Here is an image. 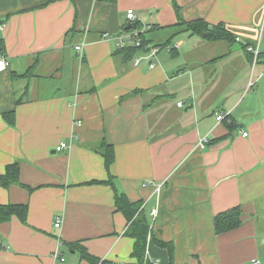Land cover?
<instances>
[{
  "label": "crops",
  "instance_id": "obj_1",
  "mask_svg": "<svg viewBox=\"0 0 264 264\" xmlns=\"http://www.w3.org/2000/svg\"><path fill=\"white\" fill-rule=\"evenodd\" d=\"M175 6L185 21L224 24L238 48L185 32L171 40V58L158 54L148 69L103 38L124 31L133 10V24L162 43ZM0 44V175L19 166V183L0 186V205H27L26 224L0 223V264H55V252L89 264L69 249L75 242L100 261L134 262L112 189L88 184L107 179L102 141L113 146L118 192L149 220V261L169 263L162 241L176 264L264 262V0H0ZM245 45L258 49L256 64ZM29 68L32 76L13 78ZM10 111L13 125L3 118ZM60 143L68 147L57 151ZM237 206L240 226L215 234L214 217Z\"/></svg>",
  "mask_w": 264,
  "mask_h": 264
},
{
  "label": "trees",
  "instance_id": "obj_2",
  "mask_svg": "<svg viewBox=\"0 0 264 264\" xmlns=\"http://www.w3.org/2000/svg\"><path fill=\"white\" fill-rule=\"evenodd\" d=\"M104 3L114 4L117 0H99ZM175 13L177 16L176 24L164 28L168 29L169 34L168 37L162 42L155 44L154 47L158 49L168 47L170 40L181 33H189L191 36H197L206 42L214 43L217 41H228L231 44H234L236 39L232 32L227 30L224 27V24H216L210 25L203 19H197L194 21H185L180 16V8L175 6ZM127 25L124 27V31H129L132 29H138V25L131 24V28L127 29ZM153 30V28H151ZM150 31V30H149ZM147 32H140L138 35L140 36L141 48L137 47H127L124 50H118L116 55H119L124 62H131L133 57L136 55L137 52L144 50L149 44L150 39L146 38ZM249 46V45H248ZM248 46H242V49L247 57L248 63L253 62V54L247 51ZM172 50H170L171 52ZM0 56L2 57V47L0 44ZM259 58V55H258ZM216 60V59H215ZM83 58L80 60L82 63ZM258 61V59H257ZM31 69H27V71L22 75L13 74V78H27L32 76ZM181 71V70H180ZM138 93H142L143 90H136ZM166 99H170L171 96H164ZM154 102V101H153ZM149 105H145L144 107L147 108ZM4 120L10 124H14V111H10L3 114ZM231 126L228 128L231 129ZM97 152L103 158L104 167L107 172V179L103 181H91L88 184H104L109 186L113 193H114V207L117 211L121 212L127 223V230L125 231V235L131 238L133 243V250L131 253V258L134 260L132 263L128 264H145L147 263L146 257V248H147V240L148 236L151 237V228L150 223L147 218V215L141 209V203H133L130 202L127 197L123 194L118 192L116 185L114 183V177L109 173L110 166L114 161V152L113 146L107 144L106 142H101ZM19 183V166L17 163L10 164L6 166L4 174L0 175V186L3 188H7L10 185ZM12 217H16L22 224H26V217H27V205L26 204H8V205H0V223H6L12 219ZM242 222V213L240 208L234 207L229 210H226L222 213L217 214L213 219V226L215 234H222L227 231H230L234 228L240 226ZM157 245L166 249L168 251L170 261L168 264H176L172 260L173 255V247L170 243H165L162 241H156ZM70 250L78 251L80 255V259L83 261L88 262L89 264H113L108 261H100L97 258L91 256L86 249L80 244V242H75L70 244Z\"/></svg>",
  "mask_w": 264,
  "mask_h": 264
},
{
  "label": "built area",
  "instance_id": "obj_3",
  "mask_svg": "<svg viewBox=\"0 0 264 264\" xmlns=\"http://www.w3.org/2000/svg\"><path fill=\"white\" fill-rule=\"evenodd\" d=\"M126 19L128 21V24H132L135 21V16H134V12L133 10H128L127 14H126ZM143 32L141 30L138 29H132L129 31H122L121 33L116 34L115 36L111 35V34H104L103 38L104 39H113L115 41V44L117 46V48L119 50H124L127 47H137V48H141V38L138 35V33ZM237 40V39H236ZM167 49H169V47H166ZM74 51L79 54L81 56V52H82V45H76L74 46ZM143 56H136L133 58L132 60V64L133 66L137 67L139 66L142 62H146L148 64V69H153L156 67L157 65V55L160 51V49H158L157 47L148 45L144 50H141ZM247 51L251 52L253 54V62L252 64H256L257 63V59H258V49L248 46L247 47ZM8 66V61L5 57H0V72L5 70ZM182 105V103L177 102L176 106L178 108H180ZM222 119V116L219 115L216 117L217 121H220ZM81 122L80 121H76L74 123V126H80ZM247 133H243V136H246ZM207 142L206 138H203L202 140H200V145L203 146L205 143ZM68 146L66 145V143H60L59 146L56 148L57 151H62L64 149H66ZM150 216L152 218H154L156 216V211L152 210L150 213ZM60 224V219H57L54 227L57 228L59 227ZM53 259L55 261V264H64L65 259L63 258L62 254L55 252ZM145 264H159L158 261H149L147 259V263ZM251 264H264V262L260 261L259 259H252L251 260Z\"/></svg>",
  "mask_w": 264,
  "mask_h": 264
},
{
  "label": "rangeland",
  "instance_id": "obj_4",
  "mask_svg": "<svg viewBox=\"0 0 264 264\" xmlns=\"http://www.w3.org/2000/svg\"><path fill=\"white\" fill-rule=\"evenodd\" d=\"M163 34H166V33H161L160 34V37H162V39L161 40H163L164 38H165V36H163ZM148 38H150L151 39V44H153V45H151V46H154L155 45V43L156 42H158L159 40L153 35V33H151V34H148V36H147ZM175 43V41H172L171 42V40H170V43L168 44L169 45V49H167L166 47H164V48H160V51H159V57H158V59H160L161 61H163V59H165L166 57H168V58H171V55L172 54H170L169 52H170V50L171 49H173V47H172V44H174ZM215 43V42H214ZM217 43H224V44H226L227 46H235V45H238V44H231L230 42H228V41H217ZM235 47H237L238 48V46H235ZM244 52V51H243ZM218 55H219V53L218 52H216ZM244 54V53H243ZM221 57H223V56H221ZM220 56H218L217 57V60H218V58H221ZM247 59V58H246ZM68 65H69V68H67V70L66 71H64V73H66L67 74V78H71V71H70V68H75V70H77V68H78V66L77 65H75V63H74V61H72V63H68ZM174 75H178L177 73H174ZM70 80V79H69ZM69 85V83H67V86ZM47 91H49V89H46ZM153 99V97H151V99L150 100H147L146 101V104L148 105V104H150V103H152L151 102V100ZM175 103V102H174ZM150 106V105H149ZM148 106V107H149ZM156 106H158L157 108H155V109H157V110H160L161 108H162V106H163V103H158V104H156L154 107H156ZM64 254H65V257L68 259L69 257H70V252L68 251V250H64ZM64 258V257H63ZM65 264V263H64Z\"/></svg>",
  "mask_w": 264,
  "mask_h": 264
},
{
  "label": "water",
  "instance_id": "obj_5",
  "mask_svg": "<svg viewBox=\"0 0 264 264\" xmlns=\"http://www.w3.org/2000/svg\"><path fill=\"white\" fill-rule=\"evenodd\" d=\"M127 29H130L131 28V24H127Z\"/></svg>",
  "mask_w": 264,
  "mask_h": 264
}]
</instances>
